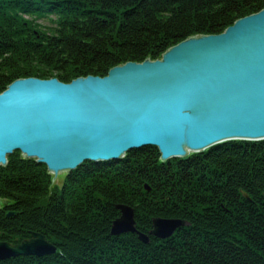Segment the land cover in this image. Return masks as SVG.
<instances>
[{
  "label": "trees",
  "instance_id": "16d2710c",
  "mask_svg": "<svg viewBox=\"0 0 264 264\" xmlns=\"http://www.w3.org/2000/svg\"><path fill=\"white\" fill-rule=\"evenodd\" d=\"M263 9L264 0H0V93L22 78L70 83L162 59L184 40L223 33ZM53 177L20 150L0 166L8 202L0 203V241L41 232L58 247L0 264H264V140H230L167 161L144 146L123 159L86 160L62 184ZM120 203L135 208L145 233L155 217L189 225L149 243L133 232L112 235Z\"/></svg>",
  "mask_w": 264,
  "mask_h": 264
},
{
  "label": "water",
  "instance_id": "95a60500",
  "mask_svg": "<svg viewBox=\"0 0 264 264\" xmlns=\"http://www.w3.org/2000/svg\"><path fill=\"white\" fill-rule=\"evenodd\" d=\"M230 140H264V9L223 33L184 40L162 59L130 61L104 77L70 83L22 78L0 93V166L20 150L55 178L86 160L123 159L144 146H157L166 161ZM117 208L111 234L137 233L144 243L189 225L155 217L145 233L136 226L134 207ZM57 250L45 234L32 232L19 243L0 241V261Z\"/></svg>",
  "mask_w": 264,
  "mask_h": 264
},
{
  "label": "rangeland",
  "instance_id": "374dc122",
  "mask_svg": "<svg viewBox=\"0 0 264 264\" xmlns=\"http://www.w3.org/2000/svg\"><path fill=\"white\" fill-rule=\"evenodd\" d=\"M54 78H56V77H54ZM50 79V78H49ZM167 161V160H166ZM64 177H65V172H60L59 174H58V178L56 177L55 178V176L53 177V179L55 180V182L56 183H59V184H62V181L64 180ZM149 191V190H148ZM245 194H247V193H244V195ZM248 195V194H247ZM245 197L247 198V199H249V201L251 200V198H250V196L248 195V197L245 195ZM121 204H125V203H121ZM129 205V204H128ZM133 207V206H132ZM135 209V208H134ZM165 218H169V217H165ZM135 219H136V217H135ZM182 219V218H181ZM113 224V223H112ZM112 227V226H111ZM146 233H149V232H146ZM189 262H193V261H189ZM188 262V263H189ZM187 263V264H188Z\"/></svg>",
  "mask_w": 264,
  "mask_h": 264
},
{
  "label": "bare ground",
  "instance_id": "6f19581e",
  "mask_svg": "<svg viewBox=\"0 0 264 264\" xmlns=\"http://www.w3.org/2000/svg\"><path fill=\"white\" fill-rule=\"evenodd\" d=\"M190 151H192V150H190ZM189 152V151H188Z\"/></svg>",
  "mask_w": 264,
  "mask_h": 264
},
{
  "label": "flooded vegetation",
  "instance_id": "af4514ba",
  "mask_svg": "<svg viewBox=\"0 0 264 264\" xmlns=\"http://www.w3.org/2000/svg\"><path fill=\"white\" fill-rule=\"evenodd\" d=\"M217 174V173H216ZM120 216V215H119Z\"/></svg>",
  "mask_w": 264,
  "mask_h": 264
}]
</instances>
